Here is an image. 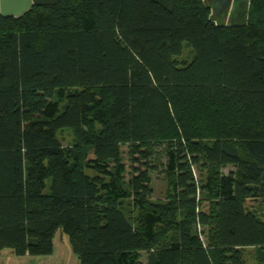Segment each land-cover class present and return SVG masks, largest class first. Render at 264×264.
<instances>
[{
	"label": "trees",
	"instance_id": "1",
	"mask_svg": "<svg viewBox=\"0 0 264 264\" xmlns=\"http://www.w3.org/2000/svg\"><path fill=\"white\" fill-rule=\"evenodd\" d=\"M163 144L167 194L152 200ZM260 197L264 0L239 26L216 25L206 0L0 15V248L49 255L61 229L79 264H244L247 247L264 264V219L247 207Z\"/></svg>",
	"mask_w": 264,
	"mask_h": 264
},
{
	"label": "rangeland",
	"instance_id": "2",
	"mask_svg": "<svg viewBox=\"0 0 264 264\" xmlns=\"http://www.w3.org/2000/svg\"><path fill=\"white\" fill-rule=\"evenodd\" d=\"M237 6V5H236ZM243 10V7L237 6L235 13H239V9ZM242 10L239 17L234 15V18L241 19ZM236 16V17H235ZM191 58V49L188 46H184L182 53L177 57L179 62L189 60ZM57 136L61 139L64 145H74L77 143L76 133L72 128H63L57 131ZM125 165L127 167L126 179L129 177L132 162L128 155V148L122 146ZM145 160L136 162L134 165L142 169L145 168ZM165 145H156L152 149V154L148 160V169L151 177L152 187V200H163L167 194V182L165 175ZM232 167H226L224 172L227 173ZM88 174H91L89 169L85 170ZM196 175H198L195 169ZM247 207L250 210L255 211L261 218L264 219V198H255L247 200ZM244 264H260L257 259V252L255 247H247L244 249ZM142 263H146V253H141ZM0 264H79V259L76 254L72 252L70 247L68 235L61 229H58L53 237V252L49 255H17L15 250L10 247L0 248Z\"/></svg>",
	"mask_w": 264,
	"mask_h": 264
},
{
	"label": "water",
	"instance_id": "3",
	"mask_svg": "<svg viewBox=\"0 0 264 264\" xmlns=\"http://www.w3.org/2000/svg\"><path fill=\"white\" fill-rule=\"evenodd\" d=\"M60 0H0V15L3 17H17L36 5L55 4ZM250 0H206L211 10V19L218 26H239L244 25L247 20ZM239 13H235L237 6ZM242 10V17H239ZM235 16V17H236Z\"/></svg>",
	"mask_w": 264,
	"mask_h": 264
}]
</instances>
